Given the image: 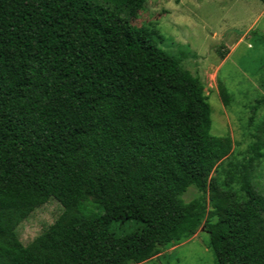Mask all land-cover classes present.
<instances>
[{
  "label": "trees",
  "instance_id": "16d2710c",
  "mask_svg": "<svg viewBox=\"0 0 264 264\" xmlns=\"http://www.w3.org/2000/svg\"><path fill=\"white\" fill-rule=\"evenodd\" d=\"M155 35L93 0H0V264H149L201 226L217 264H264L256 166L213 175L233 139ZM49 198L63 212L25 245L18 223Z\"/></svg>",
  "mask_w": 264,
  "mask_h": 264
},
{
  "label": "rangeland",
  "instance_id": "374dc122",
  "mask_svg": "<svg viewBox=\"0 0 264 264\" xmlns=\"http://www.w3.org/2000/svg\"><path fill=\"white\" fill-rule=\"evenodd\" d=\"M93 1L114 9L137 27H148L162 48L180 56L182 67L200 78L211 104V133L230 134L233 139L232 152L219 162L213 175L218 174L222 179L229 174L238 176L239 169L251 162L256 166L254 182L264 191V148L261 154L256 153L253 148L256 138L252 135L264 123V105L250 122L251 107L264 95V3L260 0ZM199 194L192 185L183 198L189 201ZM63 210L55 198L37 207L16 227L21 242L26 245L33 241ZM80 211L98 209L87 201ZM142 226V222L129 220L114 222L112 228L122 235ZM205 229L201 226L195 234L168 245L147 263L217 264Z\"/></svg>",
  "mask_w": 264,
  "mask_h": 264
}]
</instances>
